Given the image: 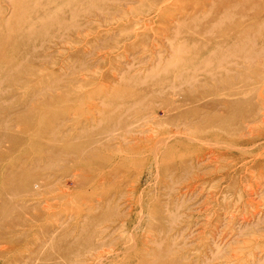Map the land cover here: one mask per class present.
<instances>
[{"label":"rangeland","instance_id":"rangeland-1","mask_svg":"<svg viewBox=\"0 0 264 264\" xmlns=\"http://www.w3.org/2000/svg\"><path fill=\"white\" fill-rule=\"evenodd\" d=\"M229 34L247 90L264 0H0V264H264V96L214 135L146 92Z\"/></svg>","mask_w":264,"mask_h":264},{"label":"bare ground","instance_id":"bare-ground-1","mask_svg":"<svg viewBox=\"0 0 264 264\" xmlns=\"http://www.w3.org/2000/svg\"><path fill=\"white\" fill-rule=\"evenodd\" d=\"M83 1H87V0H72V2L74 3H82ZM88 13L91 14L90 12ZM229 35L230 36L225 37L223 41L224 43L229 45L228 48L229 50H231L232 53L229 54L228 56H224L218 59L210 57V56L209 58L208 57L205 58V60H203L205 63V66L202 69L204 72L203 78H198V75L196 74L199 67L195 68L194 75L191 74L192 76H190L188 74V70L190 67L188 68L187 65L189 64L193 65L195 63V60L198 59L200 55L199 53H197V54L192 55L190 59H187V61L185 62V65H186L185 69L177 70L175 74H172L173 77H171L170 74H167L166 76L162 78L160 82L154 85V88L146 90V92H151V94L154 93L155 90H157L156 93H158V90H160V92L162 93L166 92L165 90H167L175 94V96L179 95L180 98L178 97V99H176L177 101L173 99L174 101L170 105H166L169 107L168 109L169 111L178 110L179 106H182L185 104H190V105L195 104V107H193L192 112L194 115H196V119L190 120L186 114H183L184 113L183 112V113H179L178 115L179 118H182V120H179L173 117H171V119L169 120V123H171V125L176 126V128L178 129V132H181V130L184 129V132L188 134L212 133L214 135L216 134L220 135V134H224L230 131L231 127L228 124L235 123V121H237L238 116L240 115H243L244 117H246V119H251L250 118L251 116H253L254 118L257 117L255 114H252V115L247 114V112L240 109L239 105H241L242 103L243 104L249 103L250 98L248 97L250 96L249 94H251L252 92H257L258 95L263 98L264 79L261 76L256 77L254 79V82L245 85L247 86V90L240 89L242 86L241 83L243 81H241L240 78L238 79L236 76L237 69L235 68L239 65L234 60V56L237 52H239V48L236 45H234V43H230L232 42L231 40H233V37L235 38V36H231V34ZM78 36H79V33H78ZM247 58H248L247 61L249 62L251 58L248 56ZM262 62H264V59H262ZM251 67L250 69H252ZM202 70L200 69V71ZM175 78H179L180 81L176 82L174 80ZM142 96L143 95L138 97L139 100L141 101L147 98L146 97L144 99L143 98L144 96L143 97ZM164 106H165V103H164ZM159 108L161 107H154L153 112H152L153 117L155 119L154 122L157 126L161 125L160 118H158L157 116ZM137 118L139 117L137 116ZM157 131L159 133L161 130H159V127L153 126L151 128L150 134H147V140L153 141L154 139L153 133ZM144 133H148V132H144ZM174 135L177 136L178 133ZM250 140L248 139L246 140V142L249 143ZM155 144L158 145L157 142Z\"/></svg>","mask_w":264,"mask_h":264}]
</instances>
